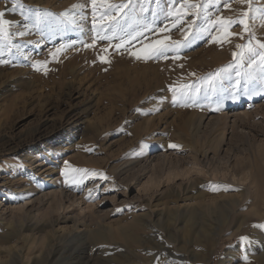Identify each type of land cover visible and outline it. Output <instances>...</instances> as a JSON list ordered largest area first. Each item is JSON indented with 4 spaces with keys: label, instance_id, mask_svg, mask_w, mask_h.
<instances>
[{
    "label": "rangeland",
    "instance_id": "obj_1",
    "mask_svg": "<svg viewBox=\"0 0 264 264\" xmlns=\"http://www.w3.org/2000/svg\"><path fill=\"white\" fill-rule=\"evenodd\" d=\"M23 4L53 15L25 20L0 0L14 45L0 57L11 60L0 64V258L16 245L33 264H264V71L247 51L233 57L251 33L234 24L230 42L205 36L178 59L137 60L130 52L157 39L184 42L194 17L175 28L162 17L117 51L121 33L96 39L90 0ZM44 61L47 74L34 66ZM182 84L199 89L187 106L171 90Z\"/></svg>",
    "mask_w": 264,
    "mask_h": 264
},
{
    "label": "snow or ice",
    "instance_id": "obj_2",
    "mask_svg": "<svg viewBox=\"0 0 264 264\" xmlns=\"http://www.w3.org/2000/svg\"><path fill=\"white\" fill-rule=\"evenodd\" d=\"M161 0H122L120 3H113L112 0H90L92 8V23L96 30V39L110 40L117 33H121L119 39L120 44L116 45L117 51L124 47L126 43H130L138 36L144 35L145 32L153 31V26L162 17L164 19L174 18L172 20V27L175 28L178 25L184 24L188 16H193L194 19L187 21V31L184 34V42L171 41V37H165L164 39H157L149 44L144 45L138 51L130 52V55L135 57L137 60H149V59H161L168 58V53L175 51L176 54L172 57L173 59L179 58V50L181 48H188L191 44L202 39L205 36L216 43H227L230 42V37L235 35L230 31V28L234 24H239L243 27L245 33H251L247 45H236L237 48L242 49L241 53L233 52V57L237 56L243 59V51H247L249 54V61L252 64L257 63L255 59L258 57L261 70L264 71V51H257V48L264 50V42L255 40V34L252 32L250 26V13H258L259 19L264 22V9H254L252 7L253 0H167V7H159ZM155 3L159 9L157 11H149V6ZM232 3H238L247 5V10H243L239 13L237 19L231 17H224L219 15L223 8L231 9ZM12 11L16 12L18 9L20 15L25 19H35L42 21L47 17L52 16L51 12L42 10H33L31 8L25 9L23 0H12ZM85 4L73 5V9H82ZM215 9V11H210ZM63 17H69L71 13L65 12L62 14ZM81 19H86L81 15ZM150 20V23L148 22ZM197 20L200 21L197 24ZM107 22V23H105ZM12 21L6 18V11H0V57H3L6 53L11 55L12 48L14 45L11 43V37L13 33L10 31ZM195 27L197 31L195 34L191 32V29ZM158 32L170 31L167 25L156 29ZM111 33V35H106ZM16 35L23 36V31L17 30ZM191 36V39H189ZM242 38V37H241ZM253 40H255V46H253ZM171 41V43H169ZM66 47V46H65ZM87 47H94V44H89ZM19 51V48H17ZM107 52V49L104 50ZM61 49H57L55 53H52L53 59L58 58V53ZM101 62L107 63L108 61L101 58ZM11 63L10 59H0V64ZM36 70L40 71L43 69L47 74V61L37 62L35 65ZM229 68L232 65L228 66ZM227 68L220 69L217 73L209 75L207 82L211 83L220 72H226ZM193 75H195L193 73ZM181 92L177 94V88L173 87L171 90L177 100L181 101V106H187L183 103L186 99H191L195 92H198V88H193L190 84H182L179 86ZM191 90V91H189ZM217 111L219 109H216ZM171 148H179L177 144H170ZM70 167V166H69ZM72 171L82 174V176H96L100 175L102 179H107L102 173L89 172L87 169H72ZM67 175V173H66ZM73 182H75L73 180ZM241 243L249 245L251 243L248 236L240 237ZM247 260V256L244 257Z\"/></svg>",
    "mask_w": 264,
    "mask_h": 264
},
{
    "label": "bare ground",
    "instance_id": "obj_3",
    "mask_svg": "<svg viewBox=\"0 0 264 264\" xmlns=\"http://www.w3.org/2000/svg\"><path fill=\"white\" fill-rule=\"evenodd\" d=\"M60 203V202H59ZM63 204V203H62ZM61 204V205H62ZM63 206V205H62ZM24 207V206H23ZM21 210V208H20ZM24 210V209H22ZM73 233V231H72ZM35 238H25V241L27 243H30V241L34 242ZM24 242V243H26ZM16 246V245H15ZM10 247L9 250V258L7 260L1 259L0 258V264H12L14 261L17 262L18 264H33L32 260L28 259L26 256H24L25 254L23 253L24 251H22V249H16L18 248L17 246L15 247ZM25 248V247H24ZM26 253V252H25Z\"/></svg>",
    "mask_w": 264,
    "mask_h": 264
}]
</instances>
